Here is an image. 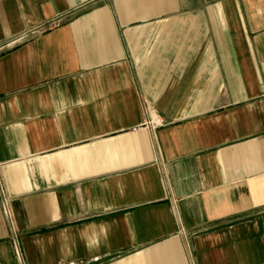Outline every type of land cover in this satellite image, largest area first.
Here are the masks:
<instances>
[{"label": "crops", "instance_id": "obj_1", "mask_svg": "<svg viewBox=\"0 0 264 264\" xmlns=\"http://www.w3.org/2000/svg\"><path fill=\"white\" fill-rule=\"evenodd\" d=\"M0 264H264V0H0Z\"/></svg>", "mask_w": 264, "mask_h": 264}]
</instances>
